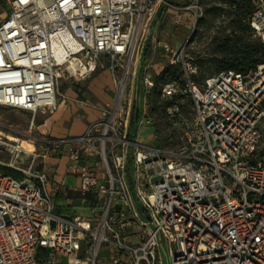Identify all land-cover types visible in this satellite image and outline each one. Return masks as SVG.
<instances>
[{"label":"built area","instance_id":"1","mask_svg":"<svg viewBox=\"0 0 264 264\" xmlns=\"http://www.w3.org/2000/svg\"><path fill=\"white\" fill-rule=\"evenodd\" d=\"M166 1L11 0L0 25V106L54 111L59 82L90 78L103 58L119 83L115 103L83 135L45 140L44 156L66 155L83 193L101 208L96 216L59 214L36 149L12 138L5 144L8 167L24 177L0 172V264H164L162 251L171 264H264V65L223 71L200 86L197 64L165 44L169 63H181L184 74L182 83L162 87L165 99L177 101L166 116L177 119L178 100L189 98L194 120L177 154L155 145V135L140 138L151 126L145 115L132 138L131 68L147 19ZM249 25L264 44L263 3ZM145 84L156 87L150 78ZM24 154L26 168L18 165Z\"/></svg>","mask_w":264,"mask_h":264},{"label":"rangeland","instance_id":"2","mask_svg":"<svg viewBox=\"0 0 264 264\" xmlns=\"http://www.w3.org/2000/svg\"><path fill=\"white\" fill-rule=\"evenodd\" d=\"M4 1L6 3L5 6L0 2V25L8 13L11 3V0ZM171 1L167 0V4L160 7L150 19H147L143 27L138 44V57L131 68L127 95L132 99L131 128H133V125L138 126L145 115L151 123V126L145 127H153L155 131L154 144L158 146L159 141L162 140L161 147L164 151L177 154L179 149L185 144L187 125L194 120L193 102L189 98L179 99L181 115L175 120L169 119L166 116V109L163 105L170 100L163 97L161 86H159V89H161L160 97H154L152 94L153 89H149L146 86L145 80L150 78L155 81L156 77L162 74L161 67L168 63L167 59L163 57V44L165 42L169 43L175 51L184 50V53L181 51L180 53L186 59H191L199 66L197 60L218 55L217 45L222 44L227 39L230 30L225 10L227 9L226 5L218 4V0L211 6L206 5L210 3V0H205V2L203 0H193L191 5L194 8L189 12L183 10L184 6L182 4ZM261 3L264 4V0L255 1L256 6ZM195 6L199 7V16L197 23L193 24L191 22L192 16L198 11ZM219 7L222 8L220 9ZM184 13L189 14L187 18ZM181 54L178 55L180 59ZM102 62L104 68H99L90 78H70L60 81L57 109L54 111H40L34 115L35 122L31 130L23 127L21 119L24 111L0 106V172L5 173V168L8 167L12 160L8 148L5 146L6 143H9V138L19 139L20 141L17 142L19 145L24 141L32 144L38 154H44L46 149L45 140L49 138L42 136L37 127L46 118L57 112L62 102L65 101L73 109L72 103L77 104V101L86 102L85 93L88 89H95L98 85H103L105 87L104 93L110 95L111 99L105 104L92 103V107L100 115L103 108H107L109 103L110 106L115 103L119 81L115 79L112 71H110L111 63L109 59L103 58ZM177 65H180L182 71L181 63H177ZM120 70L122 72L121 68ZM200 71L199 68L197 77L201 75ZM203 71V73L215 76L214 73L217 68L213 62H207L203 65ZM196 84L201 86L204 82ZM260 130L262 139L259 153L264 155V120L260 124ZM27 143L24 145L25 149L28 146ZM29 157V154H24L18 165L26 168L29 163ZM42 161L40 157L38 159L39 164H42ZM23 177L22 174L20 178ZM172 249L175 250V246ZM162 255L164 264L172 263L163 251Z\"/></svg>","mask_w":264,"mask_h":264},{"label":"crops","instance_id":"3","mask_svg":"<svg viewBox=\"0 0 264 264\" xmlns=\"http://www.w3.org/2000/svg\"><path fill=\"white\" fill-rule=\"evenodd\" d=\"M171 2L182 4L186 8L191 5L193 0H172ZM184 14L187 15L186 18L189 15ZM165 44L169 43L163 44V57L167 59V64H170L169 57L164 52ZM167 64L161 67L162 72ZM104 88L103 85H98L95 89H88L85 93L86 102L72 103L73 109L65 101L62 102L57 112L38 125L37 128L42 136L51 140H63L83 135L91 123L101 118V114L99 115L94 110L92 103L105 104L111 99L110 95L104 93ZM138 133L143 140H149L155 135L153 127H143ZM40 157L43 160L40 169H44L52 175L50 191L59 214L68 218H92L100 213L101 208L94 205L93 196L83 193L82 179L69 171L66 155L49 152L45 156L44 154L40 155ZM100 178L101 180L105 178L103 170L100 172Z\"/></svg>","mask_w":264,"mask_h":264},{"label":"trees","instance_id":"4","mask_svg":"<svg viewBox=\"0 0 264 264\" xmlns=\"http://www.w3.org/2000/svg\"><path fill=\"white\" fill-rule=\"evenodd\" d=\"M203 1L205 2V0ZM255 1L256 0H218V4L226 5L227 9L225 10L229 20L230 33L222 44L217 45V56L197 60L200 67L197 66L201 70V75L199 77H193L196 83H205L206 80L213 77L207 73H203V65L207 62H213L214 66L217 68L214 75L230 70L239 73H246L248 71H254L259 66L264 65V44L249 25V18L256 7ZM0 2L4 6L6 5L4 0H1ZM215 2L216 0H210V3L206 5L211 6ZM219 8L221 9L222 7ZM183 80L184 74L181 71L180 65L168 64L162 74L156 77V87L153 89L152 94L154 97H160L161 89H159V86L162 88L165 84L171 82L182 83ZM176 102V99H173L166 102L163 106L166 109L168 106L175 104ZM137 129V125H133L132 138H135ZM161 146L162 140L159 141L158 147L162 149ZM3 174L15 178H20L22 175L20 172L9 167L5 168V173Z\"/></svg>","mask_w":264,"mask_h":264},{"label":"bare ground","instance_id":"5","mask_svg":"<svg viewBox=\"0 0 264 264\" xmlns=\"http://www.w3.org/2000/svg\"><path fill=\"white\" fill-rule=\"evenodd\" d=\"M132 65V60L130 58L128 64H127V69H126V76H125V79L121 85V88H120V94L123 93L124 89H125V86H126V82H127V76L130 72V67ZM118 104V102H117ZM33 119H34V113L32 111H25L23 114H22V122H23V127L24 129H27V130H31L32 129V126H33ZM12 140H16V141H20L19 139L17 138H12ZM27 142H22V146L24 147V145L26 144ZM27 147H26V150L29 151V152H33L35 151V147L32 145V144H29L27 143ZM25 148V147H24Z\"/></svg>","mask_w":264,"mask_h":264}]
</instances>
